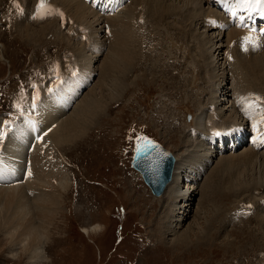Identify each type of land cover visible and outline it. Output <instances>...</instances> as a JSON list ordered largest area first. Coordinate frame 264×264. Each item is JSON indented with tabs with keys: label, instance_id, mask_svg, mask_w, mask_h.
Wrapping results in <instances>:
<instances>
[{
	"label": "rangeland",
	"instance_id": "374dc122",
	"mask_svg": "<svg viewBox=\"0 0 264 264\" xmlns=\"http://www.w3.org/2000/svg\"><path fill=\"white\" fill-rule=\"evenodd\" d=\"M56 1L50 0L52 4H58L63 9V5ZM136 1L138 2V0H134V2ZM169 1L170 3L176 2V0ZM25 2L28 5L29 12H31L36 0H25ZM137 2L135 5L132 4L131 7L126 8L123 13L132 17L130 15L131 11L139 7ZM21 5L22 2L19 0H15V2L14 0H0V116H5L8 123L17 120L16 113L18 110L30 108L34 104V100L44 90H47V87H50L56 78H59L60 74L64 76L63 78L69 77L73 79L78 75V71H82L80 69H85L80 66L78 50H89V54L93 51L102 50H98V43H100L101 37L98 40L95 34L90 33L89 25L86 22L71 18L73 16L70 17L68 15V10L63 9L64 13L60 16L64 19L63 24L60 22L58 24L57 22L56 25L52 22L57 21L56 19H51L50 22V14L37 19L31 17L32 21L29 19L27 22L25 20L27 17H19V12L23 11ZM87 6L90 7L91 5L88 4ZM212 7L209 6L208 1L204 8H206L205 10L207 8L216 10V8ZM90 9L95 11L92 7ZM33 11L34 9H32V16ZM95 13L97 16L102 17L101 13L96 11ZM161 14L159 13V15ZM159 15L155 16V13L153 14V10H151L150 13H146L143 17L146 29H143L145 25L140 23L136 27L138 40L144 39L142 44L145 50L150 47V50L154 49L158 43L162 44V46L156 47L159 52L155 50L157 53L155 51L152 53L154 58L160 55L161 47H164V52L171 51L173 44L170 37L174 33L172 30L176 27L172 25L174 28H170V32V30H167V26L178 21H161L158 20ZM103 19L105 18L102 17ZM21 20H23L22 23ZM177 30L179 33H185L179 38L181 42L177 41L176 47L173 46V48H177L179 51L180 48L182 49L181 54L179 53L180 55H178L179 68H181L180 72H186V69H188V73L176 77L177 70L172 68L169 73L165 69H159L158 67L161 66V63L155 68L152 67L153 65L149 66L146 62L137 66L132 70L133 73L128 76L127 82L128 86L132 83H134V86L125 93L126 95L124 94L123 100L114 101L117 103L112 102L108 106L109 109L107 108L105 116L102 117V115V118L98 119V125L95 126L96 122L95 127L93 126L94 128L74 145L63 146L59 150L68 160V167L65 164L64 166L67 169L69 168L68 173L73 179V185L64 199L65 209L61 210V212L63 210L67 212L63 211L59 214L60 216L58 215L56 222L54 221V224L49 228V239L43 245V250H41V253L45 254V258L39 260L38 264H260V261L261 264H264L263 187L260 188L263 190L260 195H257L260 191L252 192V189H250L234 196L233 193L226 192L227 187H222L219 178H216L218 181L208 184L210 188L208 186L205 193V196L210 194L211 197L207 195L205 205L200 203L201 196H204L203 189L207 186L206 180L208 176L216 171V168L217 170H224L225 166H227V164H224V167L222 164L219 165L223 158L229 155L241 156L240 154L242 152L245 153L249 149L248 147H239L234 153L218 150L217 154L215 153L216 156L213 155L211 160L205 163L204 169L200 170L199 182L194 184V181L193 183L195 186V189H192L194 193L187 186L192 181L184 179L181 186L188 191L187 195L191 196L192 204L188 208L186 218L182 220L184 223L179 228H176L178 222L175 220L176 223L168 222L166 224L163 221L165 211L168 209V207L162 208L161 206L164 195L161 198L152 197L150 192L143 186L141 178L139 177V181L133 177L129 169L131 168L129 164L133 149V139L140 131H145V133L155 137L165 148L173 149L172 151L175 155L178 156L180 154L179 157H182L185 153L187 155L190 153L191 156L199 158L203 157L200 152L196 153L192 148L189 153L184 149L183 142L187 141L184 135L188 134H183L185 132L183 126L189 123L188 115L186 116L185 114L186 111L188 110L189 112L187 113L197 116L199 105L205 101L200 102L198 100L200 95L206 94L204 90L191 87L190 85L204 76L201 71H197V76L193 77L190 65L192 61L196 64V52V58H200V52L197 47L201 46L198 43L199 41H196L197 38L195 39L192 35L199 37L200 34H205V28L194 25L191 32L187 31L188 33ZM25 31L38 33L45 31L46 34L44 35L46 36L39 39L40 36L36 34L38 36L35 38L37 39L38 37V39L32 41L24 33ZM151 32L155 33L156 39L158 38L157 43L153 45L150 44L156 40L155 38L152 42L148 43L146 41L152 37ZM156 32L162 33L163 37H157ZM146 36L147 38H144ZM83 38L85 39L84 41ZM162 41L165 42L160 43ZM226 41L227 39L224 42L225 48L228 47V44H226L228 41ZM186 49H188V56L190 54L189 57L183 56L186 53ZM102 52L98 65H95L99 67L98 74L81 95L79 102L76 101L70 109L66 110V114H68L66 117L72 114L77 104H80L91 93L90 91L98 85L101 79L100 69L105 62V55ZM191 52L195 53V55ZM250 59L249 57L248 60ZM73 61L76 63V69L73 71L76 74H72V76H70L71 74H63L74 68L75 64H70ZM163 61L165 60L163 59ZM168 63V61L165 63L166 66ZM224 63H227L226 60H224ZM147 70H149V73L155 72V76L158 75L157 77L159 78L155 80L152 77L143 76L136 85L135 81H133V76L138 74V78H141L140 74L142 73L141 75H143ZM233 72V69L230 73L228 72L231 80ZM187 76L190 78L189 80L186 78V83L189 82V86L188 84L187 86L186 84L184 85V77ZM206 78L208 80L209 75H206ZM253 81L254 83L252 82V84L250 81L248 82L247 85L249 87L246 88L245 92L247 90L249 92L251 89L252 93L255 91L260 95L261 91L264 94V80L262 81L263 83L257 79ZM230 84V88L232 87L231 91L235 89L234 92L237 94V96L235 94L234 96L240 99L245 92L234 88L233 82ZM37 87H40L41 91H37ZM221 90L222 88L218 90L216 99L207 98L217 108L218 105H223L222 107H224L227 104L228 106V101L221 95ZM187 91V94H189L188 99L185 97V92ZM248 92L246 93L248 94ZM173 94L175 95L173 96ZM111 96L112 93L106 90L101 99H108ZM259 98L264 100L261 95ZM127 101H129V105ZM162 101L169 102L168 105L166 104L167 107H164V110L162 105L159 104ZM175 103L178 104L176 107ZM253 105L254 108L258 106L255 103L252 104V107ZM249 108L252 109L251 107ZM22 112L34 113L35 111L23 110ZM171 116H173V122L175 120L176 123L178 119L180 124L172 126L175 127V130L169 127V123L172 122ZM208 125H211V122ZM219 126L228 127L229 123ZM188 128L186 132L190 131L191 125ZM189 140L192 141V139ZM67 141L71 142L70 140ZM3 146L0 147V151H2ZM262 154L264 155L263 152ZM251 165L253 166L251 167ZM254 166L255 164L250 163L242 167V169L249 172L247 173L249 175L244 179L246 183L248 181L251 183L250 181L253 182V180H259L260 178L259 175L256 177L257 175L254 171L256 166ZM244 170L242 171L243 175L245 173ZM258 170L260 174L261 171L260 169ZM232 173L234 177L238 175V172H235V174L232 171ZM218 187L219 189L216 190ZM165 201L169 200L166 199ZM242 205L251 206L249 211L254 207L255 210L250 215L246 214V212L238 211L239 206ZM175 212V209H172V213L174 214ZM239 215H241L240 218ZM181 216H176V218L180 220L183 218ZM97 224L100 228L97 227L96 229L99 230L92 231V228L97 226ZM164 224L167 225V228L172 226L177 233L163 235L165 231L163 230ZM83 228H89V233L84 234ZM3 234L0 233V264H32L28 260V256L23 252V245L12 246L11 238ZM181 236H185L187 243L180 246L179 244L181 243L178 244L176 240ZM200 236L201 238H199ZM11 250L18 252L17 257L12 256Z\"/></svg>",
	"mask_w": 264,
	"mask_h": 264
},
{
	"label": "bare ground",
	"instance_id": "6f19581e",
	"mask_svg": "<svg viewBox=\"0 0 264 264\" xmlns=\"http://www.w3.org/2000/svg\"><path fill=\"white\" fill-rule=\"evenodd\" d=\"M19 1L22 2L21 6L23 8V14L24 17H27L25 20L28 22L30 18L28 17L30 15L28 5L26 4L25 0ZM208 1L209 6L211 7L212 3L210 0ZM208 1L176 0L175 3H170L169 0H138V2H136L139 4V7L131 11L130 15L132 17H129V15H125L123 12H121L120 15L103 19L104 21L102 20V17L97 16L95 11L91 10L90 7L87 6L89 3H87L85 0L56 1L57 3H61L63 5V9L68 10V15H70V17L73 16L71 18H74L77 21L86 22L87 25H89V32L95 34L98 40L101 37L100 43H98V50H102L93 51L91 54H89V50H78L80 66L85 69H80L82 71H78V75L73 78L74 80L69 77L64 80V87L67 89V95L65 93L66 91L64 92L63 89L59 92L61 98H64H60L63 102L62 104L59 102V100L53 99L52 95L43 97L42 100L40 99L41 101L39 103L38 101L34 102V106L36 105L34 109H24L25 111H35L34 113L36 114L33 112L24 113L20 111L18 114V120H14L13 123L6 127L4 126V117L0 116V147L4 145L2 151H0V233H4L3 235L11 238L12 246L23 245V252L28 256V260H30L32 264H38L39 260L45 258V254L43 255L41 250H43V245L49 239V228L54 224V221L58 215L65 211L63 210L61 212L63 208L65 209L64 199L69 194L73 185V179L71 178L70 173H68L69 168H66L68 167V160H66V156H64L63 153L61 154L59 150L62 149L63 146L74 145L79 139L88 134L90 130L98 125V119H101L105 116L106 110L109 109L108 106L112 102L116 100H123L122 98L124 94L132 86H134V83L128 86L127 82L128 76L133 73L132 70L137 66L146 62L149 64V66L153 65L152 67L155 68L158 67L157 65H159V63H161V66L158 67L159 69H165L169 73L171 72L172 68L177 70V73L175 74L176 77H179V75L184 73H188V69L186 68V72H180L181 68H179L180 63L178 60V55L181 54L182 49L180 48L179 51L177 48H173V46L176 47L177 41H180V36L185 33H179L177 29L180 31L191 32L193 26L196 25V27L205 28V34H200L199 37L195 36L194 34L192 35L195 37V39L197 38L196 41L198 40V43L201 44V46L197 47L200 52V58H196V52V64L194 61H192L191 65H189L190 70L193 73V77L197 76V71H201L204 76L201 79H197V82L196 80L194 81L193 84L195 86L193 84L190 85L191 87L203 89L204 93L206 94L200 95L198 97L200 102L203 100L205 101L199 105L197 116L187 113L189 112L188 110L185 113L186 116H191H188L189 123H186L183 126V130L185 131L183 134H188L184 135V138L187 141L183 142V144L186 152L189 153V150L192 148L194 152H200L203 157L199 158L197 156H191L190 153L188 155L185 153L182 157H179L180 154L177 156L172 151L173 149H168L174 154L173 157H170L167 155L168 153H166V151L164 152L160 150V152L156 154L159 156L165 154L167 157H165V159L156 166V169L160 173H163V176L169 169L170 173H172V180L168 184L167 182L162 183L163 179H161L160 176L158 181H155L154 179L151 180L156 187L157 192L162 190V192H160V194L157 193L154 198H161L164 195L161 206L162 208L168 207V209L165 211V216H163L164 218L162 217L164 223H176L175 221H177L178 223L176 228L181 227V225L184 223L182 220L186 218L185 216L188 213V208L192 204V200L190 198L191 196L189 197V195H187L188 191L183 189L181 186L184 182V179L192 181L190 182L191 184L187 185L189 190L195 189L193 183L194 181V184L199 182V177L201 176L200 170L204 169L206 166L205 163H207L208 160H211L213 155H215L218 150L224 149L226 147L229 148L228 142L233 139L230 137L231 134L227 132L234 126L235 128L243 127L242 123L240 122L241 116L238 110L239 107L236 106L234 102V94L236 96L237 94L234 92L235 89L231 91L232 87L230 88V83L233 82L234 88H238L245 92L246 88L249 87V85H247L249 81L251 84L252 82L254 83L253 80L256 79L261 83L264 82V50L258 53H253L250 51L251 48L244 43L243 48H240V42H242V38L245 35L244 31L228 27V21L223 19V14L217 10L210 8L205 10L206 8L204 7ZM220 2H222L221 5L223 7L226 6L228 9L234 12V8L231 7L230 4L224 0H220ZM213 5L215 6L214 3ZM151 10H153V14L155 13V16L159 15V13H162L159 15L158 20L165 22L170 20H178L167 26V30L176 27L172 30L174 33L171 34V37L169 36L173 44L172 49H170L171 51L164 52V47H161L160 55L155 58L152 53L158 49L156 47H160L162 44L160 45L158 43L155 48L153 47L154 49L150 50V47L149 49L145 50L142 44L144 39L142 40L140 38L141 40H138L136 32V27H138L137 24L139 23L145 25L143 26V29H146V24L143 21V17L146 13H150ZM257 10L258 8L256 10L250 9L246 16L255 17L257 12H260ZM237 14L239 15V13ZM239 16L242 17L243 15ZM215 19H217L219 23L216 21L215 24L210 23V21H214ZM22 22L23 20H21V23ZM52 22L55 24L57 23V21ZM222 23L224 26L218 25ZM159 32L156 33L158 35L157 37L160 38L162 33ZM24 33H26L32 41L37 40L38 37L37 39L35 37L38 35L40 36L39 39H42L44 36H46L44 35L46 34L45 31H41L39 33L25 31ZM150 34H152V37L146 40L148 43L152 42L156 37L155 33L153 34L151 32ZM144 38H147V36ZM85 39L88 41L87 37ZM85 39L83 38V41ZM226 39L229 43L226 41L228 47L225 48L224 42ZM163 42L165 41L160 43ZM261 44L264 46V40H262ZM187 50L188 49L185 50L186 53H184V57L190 56V54L188 56ZM101 52L105 55V62L102 64L103 67L100 69L101 79L98 85H96L92 91H90L91 93L86 96V98L80 104L78 103L79 105L77 104L74 112L66 117L68 115L66 114V110L70 109L77 101V95H75L77 89L71 88V85L77 82L84 85L92 75L98 74L97 71H99V67H96L95 65H98V60L101 58ZM157 52L159 51L157 50ZM193 55H195V53ZM249 57L251 58L250 60H248ZM163 59L165 61H163ZM224 60H226V62L229 64V67L227 63H224ZM167 61L169 63L166 66L165 63ZM73 63L74 61L70 62V64ZM74 64L75 70L76 63ZM232 69L234 72L232 73L231 80L229 79L230 76L228 75V72L230 73ZM154 73L153 71L149 73V70H147V72L143 73V75H141L142 73L140 74V76H142L141 78H138V74H135L133 76V81H135V84L139 83L143 76L152 77L157 80L159 77H157L158 75L155 76ZM72 74L76 73L73 72ZM149 74L150 76H148ZM206 75H209L208 80ZM62 77L64 76L62 75ZM186 78L188 80L190 79L188 76L184 77V85L186 84L187 86L188 84L189 86V82L186 83ZM59 79L62 81L61 78ZM53 85H55V83ZM220 88H222L221 95L226 98V101H228V106L227 104L224 107H222L223 105H218L217 108L216 105H213V102H209L210 99L207 100V98H211L213 100L216 99L217 92ZM106 90L112 93V96L110 98L107 97L108 99H101L103 97L104 91ZM246 92H248V90ZM246 92L240 97V99L237 97L236 100L239 102V106L241 105L244 107L245 112H243V114L245 113L244 115L252 117L256 112L254 105L252 107V104L254 103H252L250 100L252 99L250 94L252 91L250 89L248 94ZM187 93L188 91L185 92L186 99L189 98V94ZM174 95L175 94H173V96ZM260 95L264 97V94L261 91ZM79 100L77 102H79ZM127 103L129 105V101H127ZM168 103H166V101L159 102V104L162 105L163 110L164 107H167ZM219 103H221V101H219ZM174 105L176 107L178 104L175 103ZM171 119L172 122L169 123V127L171 129L175 128L172 127L174 124L180 125L178 123V119L176 123L175 120L173 122V116H171ZM209 122H211V125H208ZM224 123H229V126H219L224 125ZM190 125L191 127L194 125V129H190L189 132H186L189 129L188 126L190 127ZM234 132L236 135L237 129ZM254 133L257 134L256 129H254ZM239 134L241 133L237 132V135ZM242 134L244 135V133ZM217 135L219 137L218 140L223 141V143L220 142V144H218V141L214 145L215 141L209 142L210 140L214 139L212 136L216 137ZM258 136L259 134L256 135V138H258ZM189 139H192V141ZM67 140H70L71 142ZM226 140L228 142H226ZM144 143L145 141L142 140L141 144L139 145L141 158L153 154L147 150V142L145 144ZM199 149H201V151H199ZM223 153L225 154V152ZM240 155L241 156L229 155L224 157L219 165L222 164L223 166L224 164H227V166H225L226 169L224 168V170H217L216 168V171L208 176L206 180L207 186H203L204 196H201V204L205 205L207 197H211L210 194L205 196V193L207 192L208 186L218 178L221 182L218 183H220L222 187H227L226 192L233 193L234 196L240 195L250 189H252V192L260 191L257 193V195H260L263 192V190L260 188H264V155L256 148L247 149L245 153L242 152ZM148 161L149 160L145 161V163ZM244 163H246V165L250 163L255 164L256 168H254V171L257 175L256 177H258V175L260 176L259 180H253V182L250 181L251 183H249V181L246 183V180L244 181L247 175H249L247 174L249 173L248 171L242 169L243 166H246ZM252 166L253 165H251V167ZM258 169L261 171L260 174ZM152 170L153 168H151V171ZM243 170L246 173H244V175L242 174ZM130 171L133 177L138 179L136 171L131 169ZM232 171H234V173L238 172V175L234 177ZM218 189L219 187L216 190ZM166 199L169 201H165ZM61 200L63 201L61 202ZM248 208V205L247 207L245 206V209ZM172 209H175L176 211L174 214L172 213ZM180 215H182L183 218H179L180 220H178L176 216ZM240 217L241 215H239V218ZM166 226L167 225H165L163 228V230H165L164 234L162 233L163 235L177 233L175 230H173L174 228H172V226L168 228ZM97 227L100 228V226L97 224V226L92 228V231H98L99 229H96ZM89 230V228H83L84 234H88ZM199 238H201V236ZM176 242H178V244L181 243L179 244L180 246L187 243L185 236L178 237ZM11 254H13V257H17L18 252L11 250Z\"/></svg>",
	"mask_w": 264,
	"mask_h": 264
},
{
	"label": "water",
	"instance_id": "95a60500",
	"mask_svg": "<svg viewBox=\"0 0 264 264\" xmlns=\"http://www.w3.org/2000/svg\"><path fill=\"white\" fill-rule=\"evenodd\" d=\"M160 152V151H158ZM155 152L154 155H157ZM151 157V155H150ZM165 157H167L165 154L160 155V156H154V157H138L137 160H140V162H138L137 167H139V171L142 173V176L144 178V180L146 181V183L150 186V188L153 190L154 194L157 195L160 194V192H162V190H160L159 192H157L156 187L154 186L153 182L151 181L152 179H154L155 181H158V178L160 176L161 179H163V182H167V184L170 182L171 180V173L169 171V169L167 170L166 174H164V176L162 175L163 173H160L159 171H157L156 166L158 164H160ZM149 160L147 163H145V161ZM144 163V165H143ZM147 166V167H146ZM155 167V170H154ZM150 168H153V170L151 171ZM149 169V170H148ZM149 172V173H148Z\"/></svg>",
	"mask_w": 264,
	"mask_h": 264
},
{
	"label": "snow or ice",
	"instance_id": "6c2138e0",
	"mask_svg": "<svg viewBox=\"0 0 264 264\" xmlns=\"http://www.w3.org/2000/svg\"><path fill=\"white\" fill-rule=\"evenodd\" d=\"M14 2H15V0H14ZM246 2H251V0H246ZM258 2H264V0H258ZM44 7H45V0H40V8H44ZM210 23L215 24V21H210ZM249 207H251V206H249Z\"/></svg>",
	"mask_w": 264,
	"mask_h": 264
}]
</instances>
